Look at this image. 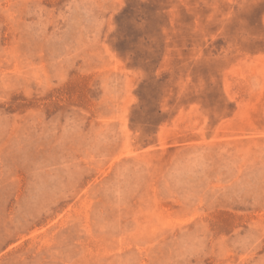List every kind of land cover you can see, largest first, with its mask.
<instances>
[{"label": "rangeland", "instance_id": "1", "mask_svg": "<svg viewBox=\"0 0 264 264\" xmlns=\"http://www.w3.org/2000/svg\"><path fill=\"white\" fill-rule=\"evenodd\" d=\"M0 264H264V0H0Z\"/></svg>", "mask_w": 264, "mask_h": 264}]
</instances>
